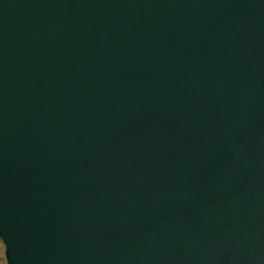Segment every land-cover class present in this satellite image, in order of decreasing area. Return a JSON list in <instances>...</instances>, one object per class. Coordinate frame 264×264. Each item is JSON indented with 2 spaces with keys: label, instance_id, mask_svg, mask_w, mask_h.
<instances>
[{
  "label": "water",
  "instance_id": "obj_1",
  "mask_svg": "<svg viewBox=\"0 0 264 264\" xmlns=\"http://www.w3.org/2000/svg\"><path fill=\"white\" fill-rule=\"evenodd\" d=\"M7 264H264V0H0Z\"/></svg>",
  "mask_w": 264,
  "mask_h": 264
},
{
  "label": "rangeland",
  "instance_id": "obj_2",
  "mask_svg": "<svg viewBox=\"0 0 264 264\" xmlns=\"http://www.w3.org/2000/svg\"><path fill=\"white\" fill-rule=\"evenodd\" d=\"M0 264H7L5 257V245L1 238H0Z\"/></svg>",
  "mask_w": 264,
  "mask_h": 264
}]
</instances>
